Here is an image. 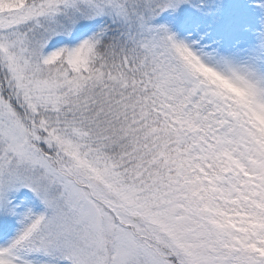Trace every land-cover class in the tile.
Segmentation results:
<instances>
[{
	"label": "snow or ice",
	"instance_id": "snow-or-ice-1",
	"mask_svg": "<svg viewBox=\"0 0 264 264\" xmlns=\"http://www.w3.org/2000/svg\"><path fill=\"white\" fill-rule=\"evenodd\" d=\"M0 264H264V0H0Z\"/></svg>",
	"mask_w": 264,
	"mask_h": 264
}]
</instances>
